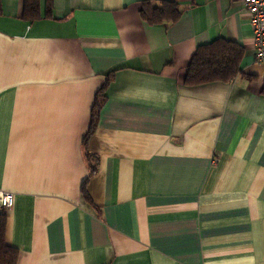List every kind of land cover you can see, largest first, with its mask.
I'll return each instance as SVG.
<instances>
[{"label": "crops", "instance_id": "1", "mask_svg": "<svg viewBox=\"0 0 264 264\" xmlns=\"http://www.w3.org/2000/svg\"><path fill=\"white\" fill-rule=\"evenodd\" d=\"M0 0V189L16 264H264V61L242 0ZM49 9V11H47ZM249 75L187 85L197 48ZM106 100L87 149L98 90ZM86 183L92 201L86 199Z\"/></svg>", "mask_w": 264, "mask_h": 264}, {"label": "trees", "instance_id": "2", "mask_svg": "<svg viewBox=\"0 0 264 264\" xmlns=\"http://www.w3.org/2000/svg\"><path fill=\"white\" fill-rule=\"evenodd\" d=\"M39 1L25 0L26 14L30 17L40 16ZM183 12V7L173 0H143L140 14L148 24H173L181 18ZM245 50L242 44L224 37L200 45L189 63L185 83L200 85L214 81L229 82L239 75L249 78V75L241 68ZM112 74L113 72L106 77L103 86L98 90L91 113L90 127L84 139L85 155L91 167L90 173L95 171L92 163L95 157L87 149V140L97 125L100 108L106 100L104 91ZM261 93L264 95V82ZM86 183L85 181L82 185V192L87 200L92 201ZM7 220L8 211L0 209V264H16L18 249L6 241Z\"/></svg>", "mask_w": 264, "mask_h": 264}, {"label": "built area", "instance_id": "3", "mask_svg": "<svg viewBox=\"0 0 264 264\" xmlns=\"http://www.w3.org/2000/svg\"><path fill=\"white\" fill-rule=\"evenodd\" d=\"M249 14L253 32L254 50L257 61H264V0H242ZM15 203V193L0 189V209L9 211Z\"/></svg>", "mask_w": 264, "mask_h": 264}]
</instances>
